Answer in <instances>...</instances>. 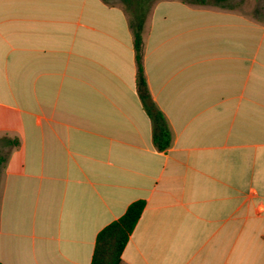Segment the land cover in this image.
<instances>
[{
    "label": "crops",
    "instance_id": "1",
    "mask_svg": "<svg viewBox=\"0 0 264 264\" xmlns=\"http://www.w3.org/2000/svg\"><path fill=\"white\" fill-rule=\"evenodd\" d=\"M156 0L140 99L120 3L0 0V264H91L143 199L120 264H264V17Z\"/></svg>",
    "mask_w": 264,
    "mask_h": 264
},
{
    "label": "trees",
    "instance_id": "2",
    "mask_svg": "<svg viewBox=\"0 0 264 264\" xmlns=\"http://www.w3.org/2000/svg\"><path fill=\"white\" fill-rule=\"evenodd\" d=\"M108 2V0H104ZM156 0H120V4L128 14L130 28L134 36V47L137 62V87L140 99L148 113L153 126V142L160 151L167 150L172 142V133L164 113L154 102L148 88L144 74L143 53L144 40L143 30ZM222 3L227 0H193L196 4L209 2ZM146 201L139 199L133 201L127 207L125 213L102 228L96 237V243L91 264H120L122 253L133 233L143 211Z\"/></svg>",
    "mask_w": 264,
    "mask_h": 264
},
{
    "label": "rangeland",
    "instance_id": "3",
    "mask_svg": "<svg viewBox=\"0 0 264 264\" xmlns=\"http://www.w3.org/2000/svg\"><path fill=\"white\" fill-rule=\"evenodd\" d=\"M112 3H120V0H109ZM229 5H245L252 14H260L264 17V0H228Z\"/></svg>",
    "mask_w": 264,
    "mask_h": 264
}]
</instances>
